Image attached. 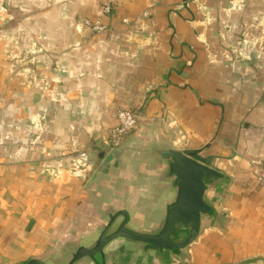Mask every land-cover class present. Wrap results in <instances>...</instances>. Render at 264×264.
Returning <instances> with one entry per match:
<instances>
[{
  "label": "crops",
  "instance_id": "1",
  "mask_svg": "<svg viewBox=\"0 0 264 264\" xmlns=\"http://www.w3.org/2000/svg\"><path fill=\"white\" fill-rule=\"evenodd\" d=\"M16 1L23 17L41 18L57 57L42 60L35 72L41 89L34 90L0 58V128L28 129L39 113L44 146L19 155L9 147L14 129L0 139V264L62 257L98 231L112 204L128 208L139 229L162 221L167 200L148 166L95 184L77 176L50 181L41 171L47 149L53 159L76 144L104 152L99 134L118 126V108L135 110L140 126H153L161 143L224 175L208 195L220 218L203 223L192 253L206 259L211 242L223 255L251 248V229L264 226V186L255 177V162L264 166V61L236 31L252 12L237 10L233 0ZM231 44L246 56L227 58ZM43 80H51L50 92ZM53 94L64 107L47 101ZM179 259L155 257L149 264Z\"/></svg>",
  "mask_w": 264,
  "mask_h": 264
},
{
  "label": "water",
  "instance_id": "2",
  "mask_svg": "<svg viewBox=\"0 0 264 264\" xmlns=\"http://www.w3.org/2000/svg\"><path fill=\"white\" fill-rule=\"evenodd\" d=\"M103 160L91 178L102 183L108 176L131 175L147 167L166 197L164 217L151 229L132 224L128 208L110 205L98 231L79 244H71L59 258L31 259L25 264H136L151 263L155 257L183 259L185 250L198 238L203 223L219 220L208 195L224 175L156 138L154 127L139 126L121 147L99 155ZM123 264V263H122Z\"/></svg>",
  "mask_w": 264,
  "mask_h": 264
},
{
  "label": "rangeland",
  "instance_id": "3",
  "mask_svg": "<svg viewBox=\"0 0 264 264\" xmlns=\"http://www.w3.org/2000/svg\"><path fill=\"white\" fill-rule=\"evenodd\" d=\"M34 5L38 8L39 4L35 2ZM21 7L22 5L16 0H0V58L2 61L7 62V65L4 64L3 66H5L4 69L7 70L12 77H24L26 78L27 85L32 90L36 89L38 85L41 89V79H37V74L35 72L38 66H41V63H43L42 60H55L57 56L53 54V50L49 48V41L46 35L41 33V18L23 17L21 15ZM36 7L33 6L34 9H36ZM233 7L237 10H244V12L245 10L252 12V17L244 19L243 21L245 24L243 23L242 26H239L236 32L241 39V43H252L253 45L251 44V46L257 50H255L254 54L259 57V61H264V0H233ZM9 8L13 9L14 12H9ZM30 13H32V10ZM82 24L87 28L93 29L91 24L86 21ZM226 50V55L229 59H232V56L235 59H243L246 56L238 45L233 46L231 44V46L226 47ZM257 68H260L259 65L255 69ZM61 78L63 79V76H59L56 82L61 85L62 89L64 87V82L60 80ZM43 83L44 90L50 92L52 87L51 80H45ZM50 98L51 99L46 98L47 101H52L64 107L62 97H57V95L54 97L53 94ZM121 109L124 108H118L115 114L117 120L118 112ZM127 110L132 111L138 116L136 130L132 131V133L123 139H116V141H114L113 132L111 131L117 126L101 132L99 136L104 145L99 147H102L101 149H104V152L107 154L113 149L119 148L125 139L134 135L141 124V116L135 110ZM18 120L19 119L15 118L12 123L19 124ZM27 125L28 129L24 130L18 129L17 127H12V130L14 129L13 131L0 128V139L2 140H4V134L11 131L14 134L13 137L15 140L9 147L14 149L15 154L21 155L24 153L37 152L44 147L41 145L43 134L41 133V114L36 113L31 115ZM0 146L5 148L4 145ZM94 147L96 146L80 144L63 146L55 159L52 158V150L47 149L41 156V171L50 181H70L71 178L77 176V178L87 182L92 178L93 174L99 169L103 162L98 155L99 153H97L98 151H96ZM46 153L48 156L51 155L49 157L50 160H47L45 157ZM22 163H25V161ZM255 166V171H257V169H260L263 165L257 163ZM255 177H257L256 173ZM260 219L264 220L263 217ZM251 231L253 232L252 235H255V240L251 242V248L245 246L246 249L242 248V250L229 249L228 252L223 255V250L216 249L214 242H211L208 247L212 249V252L205 259L206 255L203 257L199 254L192 253L194 246H191V244L185 250L186 255L183 260L184 262L181 264H264V241L256 240L257 234H264V226H261L260 229L255 225V228L251 229ZM131 262L132 260L129 264ZM179 262H181L180 259ZM144 264H149V262L147 261Z\"/></svg>",
  "mask_w": 264,
  "mask_h": 264
},
{
  "label": "built area",
  "instance_id": "4",
  "mask_svg": "<svg viewBox=\"0 0 264 264\" xmlns=\"http://www.w3.org/2000/svg\"><path fill=\"white\" fill-rule=\"evenodd\" d=\"M126 22V21H125ZM98 30H102V27H96ZM118 126L111 132H113V139L120 140L124 137L128 136L132 131L136 130L138 124V116L134 114L132 111L127 109H121L118 112ZM255 164H257L255 162ZM256 173V180L261 185L264 186V166H261L260 169H257Z\"/></svg>",
  "mask_w": 264,
  "mask_h": 264
}]
</instances>
